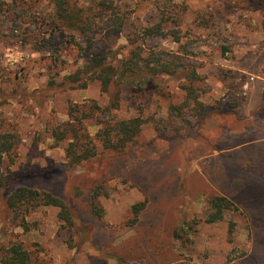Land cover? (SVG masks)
Wrapping results in <instances>:
<instances>
[{
	"label": "rangeland",
	"instance_id": "rangeland-1",
	"mask_svg": "<svg viewBox=\"0 0 264 264\" xmlns=\"http://www.w3.org/2000/svg\"><path fill=\"white\" fill-rule=\"evenodd\" d=\"M110 2L123 27L106 40L64 25L50 0H0V133L13 135L0 153V264L12 245L26 252L22 264H264V0ZM86 5L70 0L74 12ZM157 23L161 33L146 34ZM88 44L112 63L137 52L170 71L140 95L84 73L72 81ZM74 104L96 148L70 166L68 138L53 131ZM134 116L133 140L100 143L104 124ZM18 187L65 201L73 224L51 205L11 206ZM211 195L238 209L205 222Z\"/></svg>",
	"mask_w": 264,
	"mask_h": 264
},
{
	"label": "trees",
	"instance_id": "trees-1",
	"mask_svg": "<svg viewBox=\"0 0 264 264\" xmlns=\"http://www.w3.org/2000/svg\"><path fill=\"white\" fill-rule=\"evenodd\" d=\"M50 1L55 5L58 19L64 25L66 24L67 27L80 32H85V30L89 29L93 34L100 32L106 40L112 36L116 37L122 30L123 19L113 11L110 0H87V5L78 8L75 12L74 8L70 6V0ZM166 6L165 4L164 7L167 8ZM161 12L162 14L164 13L163 10ZM96 20L102 22L101 30H98ZM160 28L161 24L157 23L151 29H147L146 34H159L161 33ZM90 41L88 40V43ZM78 49L84 51V63L82 68L70 74L72 81H78L82 77L80 73H84L86 74V79L99 80L102 89H106L109 86L123 85L129 88L134 95L144 94L147 90H159L156 84L158 74L170 71L165 65L158 67L152 66L150 63H140L137 52H132L128 58H121L112 63L111 58L106 60L107 56L104 52H93V47L89 44L87 48L79 47ZM190 75L195 77L194 72H190ZM117 93L118 91L110 101V106L113 108L117 107V98H115ZM94 107L98 108L96 104H94ZM91 108L92 106L90 105ZM78 111L77 105H70L67 113L69 120L63 122L64 128L62 130L55 128L53 131L56 139L60 138L59 135L61 133V135H65L68 138L65 146V155L70 166L78 165L82 161L93 157L96 148L94 138L83 129V126H80L81 118L74 115ZM72 120L76 121L77 124L72 122ZM141 124L142 119L138 116L117 119L112 124H104L96 133V136L104 147L122 148L136 137L140 131ZM62 138L64 137L62 136ZM12 147L13 135L0 133V153L7 152ZM97 196L98 190H94L91 195V209L95 214L101 215L102 207L98 203ZM7 202L11 206L23 202L35 203L36 205H51L58 208L57 217L64 224L68 226L73 224V210L65 201L49 192L18 187L8 196ZM207 204L210 207V211L204 221L208 223L221 220L225 210L238 209L237 205L225 195H211L207 198ZM131 208L134 217H136L143 208V203H135ZM7 251L11 254L9 258L2 260L3 264H22L25 262L27 254L19 245H12Z\"/></svg>",
	"mask_w": 264,
	"mask_h": 264
},
{
	"label": "crops",
	"instance_id": "crops-1",
	"mask_svg": "<svg viewBox=\"0 0 264 264\" xmlns=\"http://www.w3.org/2000/svg\"><path fill=\"white\" fill-rule=\"evenodd\" d=\"M262 90H263V89H262ZM262 90H261V91H262ZM261 93H262V92H261ZM261 93H260V95H261ZM244 259H246V258H244ZM250 259H251V258H250ZM249 262H250V261L245 262L244 264H249Z\"/></svg>",
	"mask_w": 264,
	"mask_h": 264
}]
</instances>
